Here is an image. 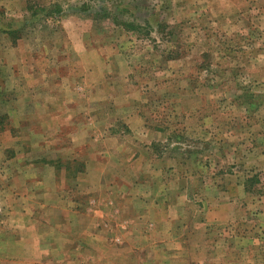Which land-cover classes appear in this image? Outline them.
<instances>
[{
	"label": "rangeland",
	"instance_id": "374dc122",
	"mask_svg": "<svg viewBox=\"0 0 264 264\" xmlns=\"http://www.w3.org/2000/svg\"><path fill=\"white\" fill-rule=\"evenodd\" d=\"M0 79L38 145L1 143L0 264H264V0H0ZM46 122L80 130L51 148L67 210L38 181L22 217L11 162L49 159ZM115 155L122 192L78 187Z\"/></svg>",
	"mask_w": 264,
	"mask_h": 264
},
{
	"label": "crops",
	"instance_id": "0c3cea01",
	"mask_svg": "<svg viewBox=\"0 0 264 264\" xmlns=\"http://www.w3.org/2000/svg\"><path fill=\"white\" fill-rule=\"evenodd\" d=\"M12 72H13V70H12ZM1 83H2V86L0 88H2V90L0 89V92L2 93V96H4V94H7V93L9 95H11V93H12L11 98L9 97L8 99H6L4 97L3 98L0 97V105H7V113L10 114V118L12 119V121L11 122L9 121L10 123L6 124L5 127H3V126L0 127V148L5 143V140H6V142H12V144H19V145L23 144V145L28 147V152L24 153L22 155V157L29 156L31 153L37 152V150H38L37 146L38 145L35 142L20 139L21 131L19 130L20 127H19V123H18V122H20V117H19L20 114L18 112V110H19L18 105L21 104V99L18 98L20 96L18 95V91H16L17 89L20 88V84L16 83V86H15V83H13L12 87L9 89V86H8L9 79H7V81H5V82H4V80L0 79V85H1ZM15 94H16V96H15ZM36 103H38V102H35V104ZM55 115H57V118L61 119L62 125H60V126H63L64 125V123H62L63 122L62 121L63 115L62 114H55ZM5 117H6L5 114H0V118L5 119ZM29 126L30 127L28 128L27 131H23V133H26L27 139L29 137L37 138V136H39L40 138H42L44 140L43 144H45V148L48 149L47 151L51 155L49 156V159L44 160V162L40 166V168H37V164H36L37 160L34 161V159H30V161L28 162V165H27L25 163L20 162L21 159L19 156L14 157L15 156L14 155L13 156L14 158L12 157L13 159L11 162V166L14 169L13 174L16 177H17V175H20L19 178L22 179V180H20V181H22V186L17 187V188L13 186L11 188V190L9 189L7 194L12 195V197L14 199V207H15L14 211L15 212L17 211L20 214V216H22V217L30 216L29 214L35 215L37 213L36 212L35 213L30 212V209L37 210V207L31 205L30 203H28V205H24L23 202H24V200L31 201L33 199L35 193L37 192L38 181H39V183L43 182L44 184L49 185L48 188H49V192H50L49 194L45 193V196H46L45 200L47 198H48V200H46L47 203L45 202L44 205H46L47 207L55 206V205H58V206L62 205L61 210L63 213L64 211L67 210L66 205L68 204V200H67L66 194H62V195L60 194V192L62 193L63 190L60 189V191H59L58 186H56L57 181H58L57 174H55L57 162L54 159H50L53 156L51 148L53 149V144H56L57 142L59 144H63V142L65 141L64 136H72L73 135L74 138L78 139L80 130L79 129L78 130L72 129V131H71L70 129H66V128L64 129L63 127H59V128L53 127V126L48 127L47 122L44 124V127L41 128L40 130L36 126V124H34V123H32V124L30 123ZM36 127L38 129H36ZM1 143H3V144L1 145ZM41 146L44 147V145H41ZM40 150H41V148H40ZM46 154H48V153H46V151H45V156H46ZM140 161H141V157L138 156L136 159H134L133 164L137 165ZM76 163L79 165V162H76ZM2 164L4 165L3 162H2ZM122 164H123L122 159L118 158L117 155L111 157V159H108V160H105L104 158H102L100 163H98L96 160L94 162L90 161V164L88 161L86 162V164L81 163V165H79L80 170L77 172V174L75 176V178H76L75 181L79 187L81 185L80 184L81 180L85 176L87 177V176H90L93 174L94 175L98 174L99 176L97 175L98 177H96L95 180L92 179L93 182L91 183L93 186H96V188H97V185L101 186V180H102L101 175H108V176H110V180H109L108 185H107L108 191H110V190L112 192L116 191V193L119 194L120 192H122V186H123L119 183V181H120L119 178H121L122 175H125V172L122 171V167H121ZM98 170H100L101 172L95 173V171H98ZM40 171H42L43 174H38ZM10 183L12 184V181H10ZM126 188H128V187H126ZM128 189L130 190V187ZM124 192L126 194V192H127L126 189ZM5 194H6L5 192L3 195L0 193V204L4 203ZM116 196H117V194L114 197L112 196V199H115ZM121 198H126V197H125V195H122L121 197H119L118 200H120ZM64 200H65V202H63ZM68 208H69V206H68ZM2 214H4V213H2ZM8 214H10V213H8ZM26 223L27 224L24 227H22V228H21V226L19 227V228H21V234L22 233H28L29 235L31 234L32 236H37V228L34 225H31V223L30 224L28 222H26Z\"/></svg>",
	"mask_w": 264,
	"mask_h": 264
}]
</instances>
